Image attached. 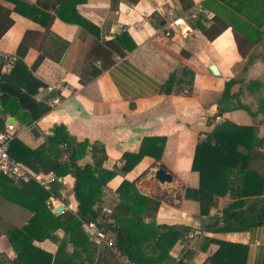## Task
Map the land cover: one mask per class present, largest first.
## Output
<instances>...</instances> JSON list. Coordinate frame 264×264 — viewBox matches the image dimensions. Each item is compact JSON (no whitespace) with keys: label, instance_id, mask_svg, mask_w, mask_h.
I'll return each mask as SVG.
<instances>
[{"label":"crops","instance_id":"obj_1","mask_svg":"<svg viewBox=\"0 0 264 264\" xmlns=\"http://www.w3.org/2000/svg\"><path fill=\"white\" fill-rule=\"evenodd\" d=\"M23 1L48 15L31 14L24 7L16 11L14 0H0V27L9 25L0 37V55L9 53L25 61L45 83L34 98L51 109L31 122L17 99H0V125H15L16 150L26 153L24 147H41L61 124L78 140L103 147V168L117 171L103 186V207L113 208L120 201L118 188L124 180L134 181L140 194L158 202L148 214L143 207V225L134 240L141 256L159 257V264H264V223L254 226L247 212L252 226L243 229L242 218L240 222L235 218L231 222L235 229H225L223 218L224 210L239 201L242 204L234 210H248L254 198H264L260 180L264 181V144H254L256 152L248 166L260 179L253 175L250 186L241 182L243 172L230 175L224 165L193 169L202 134L207 136L216 125L230 121L241 129L253 126L264 140V0H230L232 5L226 0H73V7L64 10H59V0ZM198 4L212 13V19L205 14L190 18ZM213 18L225 28L210 38L205 29ZM28 31L32 45L23 41ZM51 35L68 43L61 61L42 53L47 46L62 50ZM102 59H112V64L89 78L90 72L83 69L87 60L100 66ZM13 65L0 61L1 73H9ZM229 81L233 83L223 96ZM217 116L225 121L214 123ZM127 152L142 157L123 171ZM93 163L88 147L78 164ZM160 167L172 174L171 180L156 177ZM60 180L65 186L62 198L51 195L47 207L55 215L76 212L75 178L67 174ZM24 188L22 181L0 173V264H19L8 231L28 225L34 215L36 194ZM198 189L217 198L208 215L200 213ZM257 203L259 209L261 202ZM182 226L190 229L184 232ZM84 228L89 234L86 224ZM155 230L156 235L164 234L157 247ZM65 239L60 228L51 235L34 236L32 245L39 248L36 253L47 254L45 264L55 263L64 243L59 257L68 259L78 251L76 260H84L85 251ZM97 243L122 264H136Z\"/></svg>","mask_w":264,"mask_h":264},{"label":"trees","instance_id":"obj_2","mask_svg":"<svg viewBox=\"0 0 264 264\" xmlns=\"http://www.w3.org/2000/svg\"><path fill=\"white\" fill-rule=\"evenodd\" d=\"M14 1L16 2V11H21V8L24 7L30 8L31 14H38L40 12L42 15H48L45 12H41L35 4H29L23 0ZM59 2L62 7L59 10L73 7L72 5L75 4L73 0H59ZM226 3L227 5H232L230 0H226ZM61 16L63 17V15ZM8 28V24L0 27V37ZM223 28H225L224 24L214 19L213 24L206 28L205 32L208 37L214 38L221 33ZM29 33V31L26 32L23 41L28 45H32V41L28 37ZM50 37L58 39L59 44L61 42L62 50L59 47L51 50L47 46L42 50V53L54 60L61 61L65 52L64 49L68 43L58 38V36L51 35ZM108 53L110 51H107ZM101 62L102 64L98 66L96 64H89L87 60V67L83 69L87 73L90 72L89 78H94L101 74L104 69L112 64V59H102ZM68 66L73 67L71 63ZM232 83V81L226 83L223 96L228 94ZM44 85L45 83L33 74L25 61L20 57L16 59L9 73L3 74L0 69V92L4 93V95H0V99H3L4 102L10 97L17 99L19 106L30 113L31 122L37 121L51 109L49 104L37 101L34 98V95ZM4 111L6 112L7 109H4ZM0 129H4V127L0 125ZM260 142L264 144V140H259L257 130L253 126H246L241 129L230 121L216 125L212 131L207 133L206 138L201 139L198 143L193 169L201 170L211 166L224 165L228 168L230 175L236 171L243 172L241 182L244 185L250 186L252 184L249 182H251L253 175L259 178L258 173L255 170H251L248 164L256 152L254 144H261ZM15 143L14 137L11 142L10 154L18 160L20 158L22 162L34 169L36 173L39 174L54 170L60 177L71 174L75 178L73 191L78 201L76 212L65 210L61 214L55 215L47 207L46 200L51 195L62 198L60 191L65 187L63 181L55 180L52 183L51 190H46L34 179L29 182H22L25 191L27 190L29 193L36 194L34 197L36 203L32 205L34 215L28 225L22 228H13L8 231L9 238L19 253L18 257L20 259L17 260L19 264H45L44 258L47 254L43 252L36 253L35 249L37 250L39 248L32 245V239L34 236L41 238L45 235H51L52 231L60 228L64 230L65 240L72 241L77 247V250L85 251V259L76 260L75 256L79 254L78 251H74L73 254L69 255L68 259L59 257L61 256L59 254L66 248L67 244L64 243L59 249L60 253L58 251L56 255L54 264H122L115 256L113 257L108 252L107 248L100 247L95 240L90 238V235L84 228V225L89 222H96L100 227H104L106 230L113 232L117 249L134 263L159 264L161 258L146 255L141 256L138 254V249L137 251L135 250L134 240L137 228L140 224L143 225L142 217L145 214L143 207L145 205L147 206L146 213L148 214L150 213L148 208L153 205L156 208L158 202L140 194L134 181L124 180L121 183L118 188L120 201L112 208L110 213L115 222L110 223L106 220L104 207L101 203L103 186L106 185L108 180L117 171H108L103 168V162L106 159V154L101 152L103 147L91 144L87 139L78 140L69 133L67 127L63 124L57 125L45 143L37 149L24 147L26 153L21 152L20 148L19 152L15 148ZM241 146L246 151H241ZM88 147L92 149L94 163L84 166L79 165L78 160L84 156ZM64 155H67V158L61 160ZM141 157L142 155L139 153H125V165L122 167V170L127 171L130 169ZM260 180H262V187L264 188V181L263 179ZM197 192L200 202V213L202 215H208L211 208L217 204V198L211 191L198 189ZM253 193L255 192H249V194ZM257 202H261L259 209L256 208L258 205ZM98 203L99 205L94 208V205ZM236 204H242V202L239 201ZM253 204L249 206L248 210H234L238 207H235V205L227 207L224 210L223 217L226 223L225 229H235L234 226H231V222H234L235 218L239 222L240 218H242L241 222H244L243 229L252 226L247 223V212L251 214V224L254 226L262 225L264 223V198H260L259 196L254 198ZM162 227L171 229V227L176 226L165 225ZM148 229L150 230L152 228L148 226ZM182 229L185 232L190 228L182 226ZM156 233L157 231L155 230L153 233L154 247L162 245L161 239L164 236V234L160 236L159 233L158 235ZM46 264H49V261Z\"/></svg>","mask_w":264,"mask_h":264},{"label":"built area","instance_id":"obj_3","mask_svg":"<svg viewBox=\"0 0 264 264\" xmlns=\"http://www.w3.org/2000/svg\"><path fill=\"white\" fill-rule=\"evenodd\" d=\"M200 14H205L212 19V13L202 4H198L191 10L190 18H198ZM5 61L9 66L13 65L16 60V56L3 53L0 55V61ZM225 118L217 116L214 119V123L224 122ZM17 130L15 125L9 123L4 129H0V173L6 176L14 178L22 182H29L34 179L38 184L44 187L46 190H51L52 183L55 180H60V176L54 170L46 171L43 173H36L23 165L18 159L10 154L11 142L16 136ZM202 138H206L205 134H202ZM112 208H104L106 220L110 223H114L115 220L111 217L110 213ZM89 234L99 243H103L111 247L115 252L120 251L116 247L115 236L110 230H106L104 227H100L96 222H89L86 224Z\"/></svg>","mask_w":264,"mask_h":264},{"label":"water","instance_id":"obj_4","mask_svg":"<svg viewBox=\"0 0 264 264\" xmlns=\"http://www.w3.org/2000/svg\"><path fill=\"white\" fill-rule=\"evenodd\" d=\"M211 68L213 69V71L215 73H218V70L216 68L215 65H212ZM36 131V130H35ZM156 177L158 179H160L161 181H165V180H171L172 179V174L168 173L163 167H160L157 171H156ZM61 209H63V206L61 208L58 209V211H60Z\"/></svg>","mask_w":264,"mask_h":264}]
</instances>
